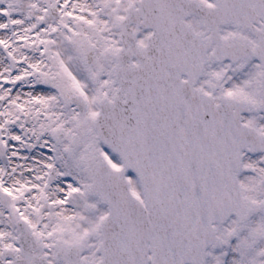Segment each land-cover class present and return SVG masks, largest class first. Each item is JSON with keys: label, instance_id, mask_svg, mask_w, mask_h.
I'll return each instance as SVG.
<instances>
[{"label": "snow or ice", "instance_id": "1", "mask_svg": "<svg viewBox=\"0 0 264 264\" xmlns=\"http://www.w3.org/2000/svg\"><path fill=\"white\" fill-rule=\"evenodd\" d=\"M0 264H264V0H0Z\"/></svg>", "mask_w": 264, "mask_h": 264}]
</instances>
